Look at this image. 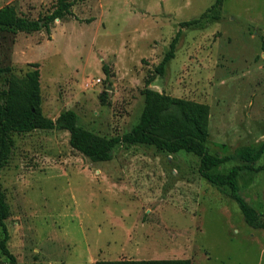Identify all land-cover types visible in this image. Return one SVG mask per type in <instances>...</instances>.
Here are the masks:
<instances>
[{"label":"rangeland","instance_id":"obj_1","mask_svg":"<svg viewBox=\"0 0 264 264\" xmlns=\"http://www.w3.org/2000/svg\"><path fill=\"white\" fill-rule=\"evenodd\" d=\"M57 0H0L39 19ZM217 0H77L73 15L45 29L0 33V68L24 77L40 66L42 110L102 137L137 126L146 83L163 95L210 107L208 147L232 154L264 145V0H222L204 27H185L159 75L180 23ZM215 14V15H214ZM215 16V18H213ZM8 75H0V97ZM0 183L9 205L7 246L17 264L190 259L192 264H264V230L199 174L200 158L181 151L118 145L94 163L74 150L68 131L14 135ZM233 160L216 168L242 165ZM242 171L240 195L264 214V153ZM4 238L0 228V243ZM8 262L0 248V264Z\"/></svg>","mask_w":264,"mask_h":264},{"label":"trees","instance_id":"obj_2","mask_svg":"<svg viewBox=\"0 0 264 264\" xmlns=\"http://www.w3.org/2000/svg\"><path fill=\"white\" fill-rule=\"evenodd\" d=\"M77 0H57L52 12L39 19H28L18 14L15 6L0 9V33H35L43 29L50 33L56 20L73 15ZM222 0H217L198 19L180 23V29L170 44L169 51L156 68L159 75L164 74L167 63L175 57L177 43L185 27H204L210 20L208 16L215 12ZM215 15V14H214ZM215 18V16L213 17ZM30 70L24 77L16 76L11 67L0 68V75L6 78L7 89L0 97V175L11 157L15 140L14 135H22L36 130L68 131L71 147L94 163L111 161L118 145H143L176 154L181 151L192 153L200 158V176L216 186L234 200L241 210L245 223L257 230H264V214L258 213L240 195L238 182L242 171L254 170L253 164L264 153L261 148L240 146L227 156L212 154L207 145L209 139L210 107L207 104L188 99L163 95L150 88V83L142 92L144 110L136 127L130 132L115 137H102L77 124L78 116L73 110L59 115L56 120L46 117L42 110L40 66L29 64ZM233 160L243 164L233 166L227 172H215L221 165ZM10 215L9 205L0 183V228L4 238L0 248L8 262L17 264L16 257L10 252L7 242L9 233L6 220ZM92 264H192L190 259L161 260H97Z\"/></svg>","mask_w":264,"mask_h":264}]
</instances>
